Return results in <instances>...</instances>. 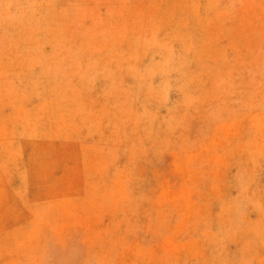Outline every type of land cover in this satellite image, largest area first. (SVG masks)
<instances>
[{"label":"rangeland","instance_id":"374dc122","mask_svg":"<svg viewBox=\"0 0 264 264\" xmlns=\"http://www.w3.org/2000/svg\"><path fill=\"white\" fill-rule=\"evenodd\" d=\"M0 264H264V0H0Z\"/></svg>","mask_w":264,"mask_h":264}]
</instances>
